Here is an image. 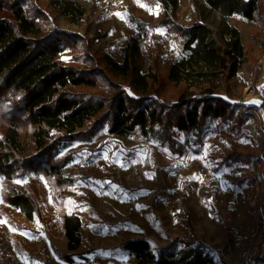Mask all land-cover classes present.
Segmentation results:
<instances>
[{"label": "rangeland", "instance_id": "374dc122", "mask_svg": "<svg viewBox=\"0 0 264 264\" xmlns=\"http://www.w3.org/2000/svg\"><path fill=\"white\" fill-rule=\"evenodd\" d=\"M85 14L77 22L50 10V0H37L49 12L52 29L93 37V49L121 61V49L129 36L140 37L148 61L157 56L156 68L163 81L158 92L131 96L175 99L176 88L167 80L169 64L183 55L182 28L199 19L194 0H178L173 11L160 0H118L114 20L103 0H74ZM252 21L241 14L228 18L240 32L241 63L224 94L237 120H209L194 142L193 135L177 133L184 145L181 154L144 137L139 129L127 135L109 132L107 124L89 141L61 145L59 157L69 156L65 167L51 179L42 175L0 177V264H69L66 238L61 228V204L67 214L87 220L83 239L73 260L81 264H139L122 249L128 239L144 237L154 252L174 238H187L189 226L202 242L212 264H264V111L259 106L264 81V13L255 9ZM166 20V21H165ZM72 53L60 58L71 64ZM75 90L107 94L106 88ZM91 121L83 127L87 129ZM230 126H235L233 130ZM236 147L252 153L249 161L225 153ZM30 192L43 208L41 221H28L2 200L9 186Z\"/></svg>", "mask_w": 264, "mask_h": 264}, {"label": "trees", "instance_id": "16d2710c", "mask_svg": "<svg viewBox=\"0 0 264 264\" xmlns=\"http://www.w3.org/2000/svg\"><path fill=\"white\" fill-rule=\"evenodd\" d=\"M175 11L178 0H160ZM50 10L77 23L85 9L74 0H50ZM264 13L262 0H194L199 19L182 28L183 55L169 64L167 80L176 88L175 99L131 96L123 88L128 82L136 94L158 92L163 81L156 68L157 56L148 61L140 37L129 36L121 49V61L93 49V37L52 29L49 12L37 0H0V177L42 175L51 179L69 161L59 157L61 145L89 141L107 124L109 132L127 135L139 129L147 138L181 154L184 145L177 133L201 135L209 120H237L233 105L223 97L241 63L240 32L228 18L241 14L252 21L255 9ZM166 21V20H165ZM69 50L72 63L60 55ZM106 88L107 94L75 90L76 87ZM91 121V125L83 127ZM235 126H230L233 130ZM252 153L236 147L222 161L247 162ZM2 200L28 221H41L43 208L30 192L9 186ZM61 204V228L69 264L79 255L87 220L67 214ZM122 249L139 264H212L202 242L189 226L187 238H174L154 252L144 237L128 239ZM261 259V258H260Z\"/></svg>", "mask_w": 264, "mask_h": 264}, {"label": "built area", "instance_id": "2783aa9c", "mask_svg": "<svg viewBox=\"0 0 264 264\" xmlns=\"http://www.w3.org/2000/svg\"><path fill=\"white\" fill-rule=\"evenodd\" d=\"M105 7L114 20L119 17L118 0H103ZM264 6V0H262Z\"/></svg>", "mask_w": 264, "mask_h": 264}, {"label": "bare ground", "instance_id": "6f19581e", "mask_svg": "<svg viewBox=\"0 0 264 264\" xmlns=\"http://www.w3.org/2000/svg\"><path fill=\"white\" fill-rule=\"evenodd\" d=\"M261 102L259 104V106L263 109L264 111V81L262 82L261 84V88H260V94H259V97H258Z\"/></svg>", "mask_w": 264, "mask_h": 264}, {"label": "water", "instance_id": "95a60500", "mask_svg": "<svg viewBox=\"0 0 264 264\" xmlns=\"http://www.w3.org/2000/svg\"><path fill=\"white\" fill-rule=\"evenodd\" d=\"M260 258L264 259V244H263V251H262V254L260 255Z\"/></svg>", "mask_w": 264, "mask_h": 264}, {"label": "crops", "instance_id": "0c3cea01", "mask_svg": "<svg viewBox=\"0 0 264 264\" xmlns=\"http://www.w3.org/2000/svg\"><path fill=\"white\" fill-rule=\"evenodd\" d=\"M81 245H82V244H81ZM81 245H80V246H81Z\"/></svg>", "mask_w": 264, "mask_h": 264}]
</instances>
